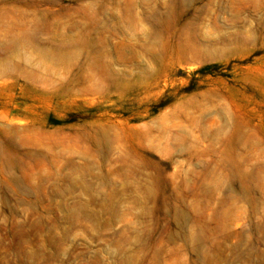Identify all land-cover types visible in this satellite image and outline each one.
<instances>
[{
	"label": "rangeland",
	"instance_id": "rangeland-1",
	"mask_svg": "<svg viewBox=\"0 0 264 264\" xmlns=\"http://www.w3.org/2000/svg\"><path fill=\"white\" fill-rule=\"evenodd\" d=\"M0 264H264V0H0Z\"/></svg>",
	"mask_w": 264,
	"mask_h": 264
}]
</instances>
